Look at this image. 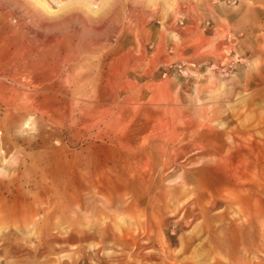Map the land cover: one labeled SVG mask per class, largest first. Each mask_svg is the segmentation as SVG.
Masks as SVG:
<instances>
[{"label":"rangeland","instance_id":"rangeland-1","mask_svg":"<svg viewBox=\"0 0 264 264\" xmlns=\"http://www.w3.org/2000/svg\"><path fill=\"white\" fill-rule=\"evenodd\" d=\"M0 0V264H264V0Z\"/></svg>","mask_w":264,"mask_h":264},{"label":"bare ground","instance_id":"bare-ground-1","mask_svg":"<svg viewBox=\"0 0 264 264\" xmlns=\"http://www.w3.org/2000/svg\"><path fill=\"white\" fill-rule=\"evenodd\" d=\"M36 2H37V3L39 4V6H41L45 11H47V12H49V13L52 12V11H50L49 8L46 7L42 2L37 1V0H36Z\"/></svg>","mask_w":264,"mask_h":264}]
</instances>
